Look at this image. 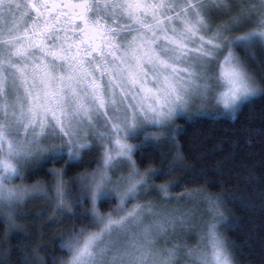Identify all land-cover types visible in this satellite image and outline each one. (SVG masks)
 Wrapping results in <instances>:
<instances>
[{"label":"snow or ice","instance_id":"snow-or-ice-1","mask_svg":"<svg viewBox=\"0 0 264 264\" xmlns=\"http://www.w3.org/2000/svg\"><path fill=\"white\" fill-rule=\"evenodd\" d=\"M50 9L64 11L53 16ZM214 13L229 19L211 27ZM257 46L264 50V0H0V203L29 194L9 186L23 164L78 161L92 148L91 132L102 159L80 179L97 230L81 229L62 245L70 254L65 264H178L180 249L156 245L175 218L152 205L126 207L148 187L133 155L159 139L149 126L165 129L195 101H214L220 115L234 116L264 92L247 62ZM168 131L174 139L177 130ZM138 132L142 144L127 143ZM52 140L59 143L47 146ZM121 163L129 172L116 178ZM51 171L65 208L63 173ZM112 198L117 206L102 214L98 204ZM209 205L223 215L216 201ZM146 216L158 218L147 223ZM217 229L218 222L208 225L203 250H184L193 264H232Z\"/></svg>","mask_w":264,"mask_h":264},{"label":"trees","instance_id":"trees-1","mask_svg":"<svg viewBox=\"0 0 264 264\" xmlns=\"http://www.w3.org/2000/svg\"><path fill=\"white\" fill-rule=\"evenodd\" d=\"M235 49L245 57L243 49ZM254 52L255 60L247 62L264 89V50L257 46ZM196 107L191 109V117L181 118L173 126L177 130L174 139L167 132L157 135L155 144L147 143L137 150L136 165L148 176L151 186L191 197L185 209L192 218L191 232L174 245L181 250L179 256L185 249L199 248L198 235L205 234L207 225L219 221L218 230L233 264H264V92L243 104L234 116L213 110L197 113ZM142 142V134L133 139L135 145ZM97 153L71 163L65 156L28 166L26 183L31 182V187L39 191L29 193L23 208L11 214V221L6 211H0V264H63L68 259L62 245L83 227L95 228L88 195L73 181L92 170L99 160ZM169 168L170 175H153ZM53 169L63 173L65 208L59 207L53 192ZM209 200L217 202L222 216L209 211ZM115 204L112 198L98 205L105 212ZM175 206L167 207L166 217L184 214L182 207ZM192 263L190 257L188 264Z\"/></svg>","mask_w":264,"mask_h":264},{"label":"rangeland","instance_id":"rangeland-1","mask_svg":"<svg viewBox=\"0 0 264 264\" xmlns=\"http://www.w3.org/2000/svg\"><path fill=\"white\" fill-rule=\"evenodd\" d=\"M237 11H238V9L234 7L233 8V14H235V12H237ZM228 19H229V15L228 14L220 15V14H215L214 13L213 17H212V20H211V25L210 26L214 27L215 25H218V24H221V23H224V22L228 21ZM233 34L239 35V34H242V33L241 32H234ZM234 50L236 51V49H234ZM236 53H237V51H236ZM259 87L261 88L260 85H259ZM206 106H208V107L209 106H213V107H209L210 109H206L207 108ZM193 107H196L195 110H197V113H210L213 110V111H216V113L220 114V113H223V111H224L222 106L216 104L214 101L205 103L203 105L199 101H195L193 104L190 105V107L187 110V112H185L183 115H178L171 122V124H169V125H167L165 127V129L157 130V129L149 126L148 130L150 132H152L156 136L157 135L158 136L159 135L160 136H162V135L165 136L167 132H170V131H166V130L168 128L169 129L173 128V126L176 125L177 121L179 123V120L181 118L191 117L190 115L192 114V112H194V111L191 110ZM109 115H111V113H109ZM97 127H102V125L98 124ZM140 135L141 134L138 132L136 136L129 138L127 143L135 146V144L133 143V139H135V137H138ZM88 139H89V143L92 145V148L89 149V150H84L83 152H81L79 160H83L84 156H87L88 154H92L95 151L98 152L97 155L99 157V160H98L97 164L92 168V170H90L86 174L92 173V172H94L97 169V167L100 165V162H101V159H102V154H103V148H101V146H100L101 142H99L96 139V137L93 134H91V132L89 133ZM58 143L59 142L57 140H52L47 146H51V144H58ZM133 159H134V155H133ZM38 162L40 164H42V163L44 164L45 163V159L44 158H37V159H35L33 161H30V162H27V163L23 164L21 166V175L19 177H17V178H14L12 183L9 186L10 187L22 186V187L28 189L29 193L30 192H32V193L38 192L39 190H34V188H36V187H34V188L31 187V186H34V185H31L30 183H28V184L26 183L27 182L26 179H28L27 177H29V176L27 175V172H25L26 169L28 168V166H32V164H34V163L36 164ZM139 171L142 173V171L140 169H139ZM128 172H129L128 165L126 163H121L120 165H118V167L115 170V172L113 173V175H114V177L118 178L119 176H126L128 174ZM86 174H83V175L75 177L74 181H73L75 184H77V186L79 187V190H81L84 193H87V190L83 188V185H82L80 177H82V176H84ZM144 176H145V178L147 180V183H148V176H146V175H144ZM53 177L55 178L54 185H53V189H54L53 192H54V194H56L55 185L57 183V179H56V177L54 175H53ZM159 188H155L154 186H151L148 183V187L146 189H143L142 191H140L138 193V198L137 199H132L129 202H127L126 207H128L130 209V208H132L133 206H135L137 204H140V205H152L153 211L158 213V214H160L161 216H168L167 207H173L174 208V207H176L175 205H177L180 208L182 207L181 212H184V214L181 215L178 218H175V220H176L175 225L169 226L167 228V230L163 234H161L160 236H158L156 238V245H157L158 248H160V249H163L165 247L172 248L176 244V242L178 240L185 239L186 235L191 232V225L190 224H191L192 218H191V215L189 213L190 211L185 210L186 209V205L188 204V202L191 203V201H190L191 197H187L186 195H182V194L174 195V194H172V192L168 193V191L165 194L164 192H162L161 188L160 189ZM31 189H33V190H31ZM29 195L30 194H28L24 198L23 201H26V199L28 198ZM87 195H88V193H87ZM162 200L165 201L166 203L163 202L164 204H162V203L160 205L157 204L158 201H162ZM22 202L21 201H15L12 204L0 203V209H1L0 211H3V210L6 211V213H7L6 214V218H7L8 221L9 220L11 221V219H12V218H10L11 214L15 212V215H16L18 210L23 208L22 207ZM115 202H116L115 206L112 209H107L105 212H102L100 210L99 205H98L99 211L102 214H106L108 212H112L113 209L117 206L118 200L115 199ZM2 205L5 206L6 208L5 207L1 208ZM109 206H111V205H109ZM91 208H92V205H90V209ZM187 215H190V216L187 218ZM7 216H9V217H7ZM157 218L158 217H156V216H153V217H147L146 216L145 220H146L147 223H151L153 220H155ZM181 221H183V223H181ZM217 222L219 223V221H217ZM82 229H86V230H89V231H96L97 230L96 228H88V227H83ZM207 229H208V225H207L205 234H203L201 236L198 235V238L200 239L199 240V248L201 250H203L204 245L206 244V240L202 242L201 238L202 237H206ZM218 232L220 234L219 230H218ZM185 233H187V234H185ZM69 258H70V254H69L68 259ZM68 259H66V261ZM191 259H192V257H191ZM177 261H178V264H188V262L190 261V256H188L187 251L183 252V255H181V256L178 255L177 256ZM65 262L63 264H65ZM192 262H193V259H192ZM232 264H233V262H232Z\"/></svg>","mask_w":264,"mask_h":264},{"label":"flooded vegetation","instance_id":"flooded-vegetation-1","mask_svg":"<svg viewBox=\"0 0 264 264\" xmlns=\"http://www.w3.org/2000/svg\"><path fill=\"white\" fill-rule=\"evenodd\" d=\"M49 4L63 5L68 3H75L76 0H48ZM57 11H64V9H50L51 15H55ZM63 19V17H61Z\"/></svg>","mask_w":264,"mask_h":264},{"label":"bare ground","instance_id":"bare-ground-1","mask_svg":"<svg viewBox=\"0 0 264 264\" xmlns=\"http://www.w3.org/2000/svg\"><path fill=\"white\" fill-rule=\"evenodd\" d=\"M36 177V176H35ZM37 179V178H36ZM31 183V182H30Z\"/></svg>","mask_w":264,"mask_h":264}]
</instances>
